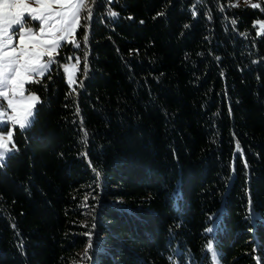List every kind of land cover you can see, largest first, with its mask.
Listing matches in <instances>:
<instances>
[{
    "label": "trees",
    "instance_id": "trees-1",
    "mask_svg": "<svg viewBox=\"0 0 264 264\" xmlns=\"http://www.w3.org/2000/svg\"><path fill=\"white\" fill-rule=\"evenodd\" d=\"M87 2L0 163V264H264V11Z\"/></svg>",
    "mask_w": 264,
    "mask_h": 264
},
{
    "label": "snow or ice",
    "instance_id": "snow-or-ice-1",
    "mask_svg": "<svg viewBox=\"0 0 264 264\" xmlns=\"http://www.w3.org/2000/svg\"><path fill=\"white\" fill-rule=\"evenodd\" d=\"M36 2V7H30L23 0H0V125L5 128L11 123L19 129H26L32 123L40 97L34 94L25 96L24 85L40 82L37 75H45L54 58L60 54L62 41H68L79 48L81 45L69 38L80 27L82 10L87 11L86 19L92 17L87 0ZM244 3L254 9L260 8L259 3H252L251 0H244ZM232 6L238 7L239 0ZM108 15L117 16L118 13L109 12ZM34 28H38V31ZM259 28L257 34L264 33V23H260ZM83 42H88L87 35L83 36ZM80 62L77 57L72 69H76ZM65 71L69 72V85L77 83L73 72L67 67ZM83 72L85 75L88 73L87 54L84 55ZM80 83L82 86V81ZM15 148L12 130L7 131V135L0 134V160H4ZM207 248L212 250L211 242Z\"/></svg>",
    "mask_w": 264,
    "mask_h": 264
},
{
    "label": "rangeland",
    "instance_id": "rangeland-1",
    "mask_svg": "<svg viewBox=\"0 0 264 264\" xmlns=\"http://www.w3.org/2000/svg\"><path fill=\"white\" fill-rule=\"evenodd\" d=\"M242 1H244V0H242ZM23 2L29 4L30 7H36L37 6L36 0H23ZM251 2L252 3H259L260 4V8L264 11V0H251ZM255 22H256V24L258 26V31H260L259 26H260V23H264V17L257 18ZM78 28L74 32L73 36L69 38L70 40L71 39H74L76 41V32H77ZM34 30L35 31H38V28H34ZM17 42H18V40H17ZM64 44H72V43H69L68 41H62L61 42V47L59 49V53H60L61 49L63 48ZM72 45L75 47V44H72ZM56 58H57V56L54 58V61L56 60ZM45 59H47V57H45ZM53 63L49 66L48 70L52 67ZM75 63H76V61L72 57H70V59L63 64V68H64V71H65L66 67L69 70H71L73 72V78H74V80L75 81H78L77 80V77H78L79 65H77L76 69H72V65H74ZM48 70H46V72ZM65 74H66V78H67V81H68V74H69V72L68 71H65ZM36 78L38 79L40 77L37 75ZM75 84L76 83L72 84L71 86H75ZM24 88H25V92H24V95L25 96H28V95H31V94H34V95L38 96L37 92L34 89H32V83H26L24 85ZM17 99H19V97H17ZM4 103L6 104L7 101H4ZM35 109H36V106H35ZM35 109H34V112H35ZM17 127L18 126H13L11 123H8L7 128H5L3 125H0V134L7 135V131L12 130L13 131V141H14V134H15V130H16ZM7 156H6V158H7ZM4 160H0V163L3 162ZM209 242H211L212 245H213L212 250L211 251L208 250L210 252V254H211L212 264H222V262H221V260L219 258V251H218L217 247L214 244V240L213 239H210ZM213 253H215V256L213 255ZM191 264H195V263H191ZM196 264H199V263H196Z\"/></svg>",
    "mask_w": 264,
    "mask_h": 264
}]
</instances>
